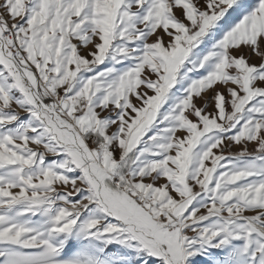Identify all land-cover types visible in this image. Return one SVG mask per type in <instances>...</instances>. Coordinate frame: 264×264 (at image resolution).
Returning <instances> with one entry per match:
<instances>
[{
    "label": "snow or ice",
    "instance_id": "snow-or-ice-1",
    "mask_svg": "<svg viewBox=\"0 0 264 264\" xmlns=\"http://www.w3.org/2000/svg\"><path fill=\"white\" fill-rule=\"evenodd\" d=\"M0 264H264V0H0Z\"/></svg>",
    "mask_w": 264,
    "mask_h": 264
}]
</instances>
